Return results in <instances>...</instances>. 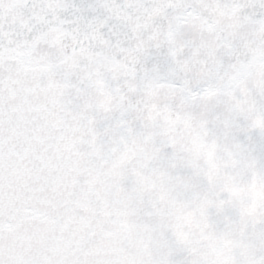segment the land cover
<instances>
[{
  "label": "snow or ice",
  "instance_id": "6c2138e0",
  "mask_svg": "<svg viewBox=\"0 0 264 264\" xmlns=\"http://www.w3.org/2000/svg\"><path fill=\"white\" fill-rule=\"evenodd\" d=\"M0 264H264V0H0Z\"/></svg>",
  "mask_w": 264,
  "mask_h": 264
}]
</instances>
